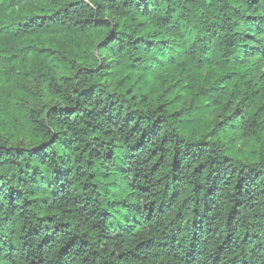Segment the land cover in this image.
Here are the masks:
<instances>
[{
	"label": "trees",
	"instance_id": "trees-1",
	"mask_svg": "<svg viewBox=\"0 0 264 264\" xmlns=\"http://www.w3.org/2000/svg\"><path fill=\"white\" fill-rule=\"evenodd\" d=\"M0 264H264V0H0Z\"/></svg>",
	"mask_w": 264,
	"mask_h": 264
}]
</instances>
